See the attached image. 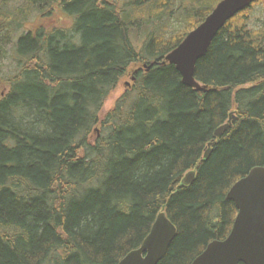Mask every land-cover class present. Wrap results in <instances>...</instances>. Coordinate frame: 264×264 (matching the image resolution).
<instances>
[{"label": "trees", "instance_id": "1", "mask_svg": "<svg viewBox=\"0 0 264 264\" xmlns=\"http://www.w3.org/2000/svg\"><path fill=\"white\" fill-rule=\"evenodd\" d=\"M220 1L0 0V264H117L162 207L176 237L158 264H192L227 238L228 191L264 168V20L252 27L264 0L197 61L207 91L164 62Z\"/></svg>", "mask_w": 264, "mask_h": 264}, {"label": "water", "instance_id": "2", "mask_svg": "<svg viewBox=\"0 0 264 264\" xmlns=\"http://www.w3.org/2000/svg\"><path fill=\"white\" fill-rule=\"evenodd\" d=\"M253 1H220L204 21L165 57L164 62L175 67L184 86L196 91H207L206 87L194 80L197 61L207 53L213 39L227 21L251 6ZM153 64L158 65L151 63L143 67L149 71ZM234 121L231 116L226 124L215 130L214 137H221ZM212 144H208L204 160L209 157ZM194 177V171L188 172L181 179V185L191 184ZM226 200L232 202L237 211L229 235L222 241L209 243L192 264H264V168L251 169L230 188ZM175 237L176 228L162 207L141 246L129 252L117 264H158Z\"/></svg>", "mask_w": 264, "mask_h": 264}, {"label": "rangeland", "instance_id": "3", "mask_svg": "<svg viewBox=\"0 0 264 264\" xmlns=\"http://www.w3.org/2000/svg\"><path fill=\"white\" fill-rule=\"evenodd\" d=\"M116 2L120 3V4H124L126 1H129V0H115ZM181 3H185L187 4V0H180ZM254 19H253V22H252V27H256L259 25L260 21L264 20V14L263 12L259 11L258 9L254 12ZM61 23V25H66V21L63 19H61V21H59ZM30 26H34L33 22L31 23H28ZM183 26V22H182V19H181V23L178 25V23H176V21H173V22H169V29H171L172 31H175V29H181ZM129 78L128 79H125L123 83H121L107 98L104 106H103V110H107L108 108H110L114 101L116 99H118L122 94L123 92L126 90V83L129 82ZM125 83V84H124ZM99 127L97 128H93L92 130V133H90L89 135H87L86 137V142L88 144H93L94 141L96 140L97 137L100 136L99 132Z\"/></svg>", "mask_w": 264, "mask_h": 264}]
</instances>
